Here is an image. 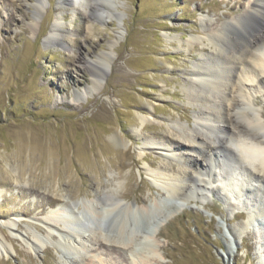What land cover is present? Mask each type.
<instances>
[{"label": "rangeland", "instance_id": "1", "mask_svg": "<svg viewBox=\"0 0 264 264\" xmlns=\"http://www.w3.org/2000/svg\"><path fill=\"white\" fill-rule=\"evenodd\" d=\"M113 1L117 10L101 21L91 5L76 4L73 12L66 4L60 7L59 0H0V232L6 249L0 264H128L151 245L159 250L146 264H264V218L251 221L231 241L226 229L238 227L248 215L241 208L230 214L220 191L203 203L190 199L181 208L171 199L150 222L138 212L136 219L125 215L123 209L137 210L163 198L145 173L148 163L168 162V170L178 166L163 160L161 150L144 149L139 155L143 141L134 128L141 113L150 110L156 116L143 125L142 136L170 141L197 171L207 163L167 127L169 118L193 126L195 107L182 90L183 76L190 61L210 49L195 42L187 50L183 40L204 35L202 17L218 25L240 13L247 0ZM110 7L102 0V9ZM56 18L61 36L51 41L47 37ZM103 52L110 53V67L93 83ZM91 86L93 92L82 94ZM252 95L263 123L264 95ZM111 179L121 183L119 204L103 218H90L91 227L116 235L128 217L134 229L149 235L135 240L132 252L120 249V257L108 250L114 244L90 246L74 231H63L64 223L45 218L66 199H97L99 209ZM10 217L16 225L5 222ZM156 221L161 225L150 234L148 227ZM49 235L58 246L39 248ZM67 242L87 244L88 251L75 262Z\"/></svg>", "mask_w": 264, "mask_h": 264}, {"label": "bare ground", "instance_id": "2", "mask_svg": "<svg viewBox=\"0 0 264 264\" xmlns=\"http://www.w3.org/2000/svg\"><path fill=\"white\" fill-rule=\"evenodd\" d=\"M103 1L109 4L111 9H102V0H59L60 7L66 4L73 12L76 4L91 5L97 17L101 21H107L112 16V11L117 8L113 0ZM60 25V21L56 18L47 37L49 40L61 36ZM201 27L203 36H193L183 40L187 44V50L195 42L210 47L209 51L201 53L197 59L190 61V69H187L183 76L182 90L189 103L195 107L193 126L169 118L167 127L177 140L180 139L188 144V148L203 156L207 163L197 171L193 164L192 166L184 162L170 141H159L142 136L143 125L150 120H156V116L150 110L141 113L140 125L134 128V132L139 134V138L143 141L142 146L138 147L139 155L144 154V149H152L156 152L161 150L163 153L160 155L163 160L172 159L178 166L176 170L173 168L168 170L165 167L168 162L157 167H150L148 163L145 166V173L152 185L162 190L163 198H154L149 205H143L137 210L131 206L123 209L125 215L130 214V217L136 219L135 214L138 212L146 216V222L148 220L150 222L164 212L171 199L178 201V206L181 208L190 199H199L203 203L208 196L219 195L222 192L230 214L235 209L241 208L248 215V219L238 227L226 229L232 241L240 233L246 232L251 221L258 217L264 218V122L261 121L259 108L249 98L253 96L252 93L264 95V0H247V5L240 13L230 19L222 20L218 25H215L210 17H202ZM172 39V37L167 38V40ZM178 41L181 45L182 40L178 38ZM110 58L109 52L97 56L96 62L100 63L101 68L94 72L93 83L98 81V77L110 67ZM86 62L92 65L90 61ZM84 63L85 61L82 64ZM93 90L94 86H91L82 91V94ZM210 145L214 147L210 149ZM15 180L18 182L17 177ZM111 182L113 185L102 191L101 202L104 204L99 209L96 207L101 203L97 199L78 201L66 199L63 203L50 208L45 218L52 224L64 223L63 231H66L65 229L68 230L67 233L74 231L79 237L89 241L90 246L94 244L102 246L104 242L114 244L108 250L120 257L122 256L120 249H129L132 252L135 250V240H146L149 235L134 229L128 217L122 219L116 235L109 236L107 233H102L100 228L91 227L90 218H103L119 204L118 188L121 183L114 179H111ZM3 191L0 188V197ZM141 218L137 219L141 220ZM8 220L5 221L7 224L14 221L16 225L14 217ZM157 224L160 222L156 221L147 231L150 234L158 231ZM87 231L93 232L92 236L86 234ZM49 234L53 233L49 232ZM50 235L46 239H41L39 248H44L46 245L58 246V242L51 241ZM261 236L264 240V230ZM36 237L35 239L38 240ZM4 239V233L0 232V253L6 254ZM36 245L37 242L31 244V249H37ZM78 245H72L73 249L67 242V247L75 252L76 256L74 255L73 258L75 262L77 256L80 257L88 251L87 244ZM146 250L141 252L140 257H132L128 264H146L150 258L156 257V251L159 249L151 245ZM222 257L227 261L230 256L226 253ZM87 264H95V262L90 260Z\"/></svg>", "mask_w": 264, "mask_h": 264}]
</instances>
